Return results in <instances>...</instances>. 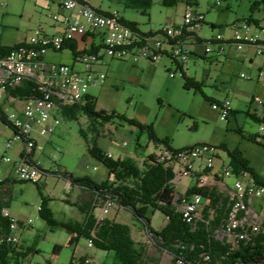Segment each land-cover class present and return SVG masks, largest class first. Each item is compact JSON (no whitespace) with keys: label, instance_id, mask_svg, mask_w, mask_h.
I'll return each mask as SVG.
<instances>
[{"label":"rangeland","instance_id":"rangeland-1","mask_svg":"<svg viewBox=\"0 0 264 264\" xmlns=\"http://www.w3.org/2000/svg\"><path fill=\"white\" fill-rule=\"evenodd\" d=\"M218 1L221 7L215 5V0H198L193 7H189L185 0H179L176 6L169 8L162 5V0H154L149 14L143 15L138 10L125 9L117 1L93 0V6L118 11L124 21L137 24L144 33H156L182 25L187 10L204 14V24L196 28L194 35L186 42L187 49L191 51L190 59L181 66L188 78L204 84L203 93L207 99L193 89H185L182 72L170 55H164L155 62L146 58L134 62L132 58L122 61L106 57L96 67L105 74V82L90 88L89 94L97 100L98 111L116 113L125 120L149 124L155 129L156 136L167 140L175 150L209 144L218 149L217 156L226 163L230 162V158L222 147L232 152L240 150L254 172L264 177V131L260 130L264 123H258L247 115L249 112L259 118L264 117V79L260 78V68L264 73V61L256 55L254 49L239 51L235 46L227 48L228 56L212 58L205 53L206 44H198L197 41V38L204 41L218 35L230 40L233 37V25L252 16L264 27V3L253 13L252 5L263 0ZM62 2L0 0V46L13 47L25 41L40 27L53 33L55 23L51 17ZM253 31L264 39V35L255 28ZM156 41L164 42L162 48L171 52L165 36L158 35ZM152 47L156 49V45ZM43 60L47 64L70 66L74 63V55L70 50L50 51L44 54ZM0 97V106L10 115L14 107L5 101L4 93L0 92ZM225 100L231 101V109L235 113L228 121L222 120L219 110L213 107ZM15 104L17 107L22 105L20 102ZM60 121L61 125L51 136L43 133L38 135L35 131L32 134L40 142L35 156V162L39 163L40 168L39 183L14 180L16 184L12 191L10 213L16 219L32 220L21 231V246L26 250H38V253L29 257L30 264H68L82 254L92 256L98 264H115L114 252L89 248L85 238L80 240L76 248H64L57 258H53L55 245H64L68 234L60 228L52 230L41 218L39 207L42 206V197L38 187L49 201V209L57 222H82L84 215L74 206L81 190L71 186L69 181L58 174L68 172L74 179L88 177L100 184L110 178V172L101 161L89 155V144L81 136V130L86 131L90 143L95 140L104 156L111 155L114 161L133 158L142 166L148 156L157 155L165 147L151 142L148 133H142L135 126L120 120L100 128L99 136L89 130L90 121L86 115L82 114L76 121L61 116ZM0 131V179H3L12 165L5 163V158H11L13 164L22 161L21 153L25 143L14 135L13 129L1 123ZM257 136L260 138L256 143L250 139ZM10 139H14V144L8 149L6 145ZM216 167H221V163L217 162ZM113 181L110 178V183ZM190 181L187 178L177 183L178 191L184 192ZM233 182V178L227 179V183ZM262 204L263 201L259 199L251 200V207L255 210L260 211L259 206ZM98 213L99 210H96ZM146 216L151 222V229L156 232L168 224V220L157 210H148ZM108 217L130 226L137 243L148 242L149 238L140 232L143 224L136 221L129 211L118 208ZM149 244L154 246L151 248L152 254L159 253L163 264H171L168 253L159 252L152 241Z\"/></svg>","mask_w":264,"mask_h":264},{"label":"built area","instance_id":"built-area-1","mask_svg":"<svg viewBox=\"0 0 264 264\" xmlns=\"http://www.w3.org/2000/svg\"><path fill=\"white\" fill-rule=\"evenodd\" d=\"M217 1L215 0V5L221 7ZM92 2L93 0H63L60 10L51 17L55 23V33L37 28L8 55L0 56V92L8 94V90L20 88L27 82L35 85V95L32 97L20 100L9 96L12 102L22 104L20 109L14 107L13 112L6 117L19 135L17 138H24L26 151L25 158L14 165L13 181L39 183V163L35 162V157L30 156L36 152L38 146L37 140L32 136L33 132L41 128L44 135L51 136L61 125L60 117L63 116L65 108L85 102L90 95V88L104 84L106 76L96 67L106 57L122 61L132 58L134 62L146 58L155 62L162 59L166 52L183 66L190 59L191 51L186 47L187 40H182L181 36L194 32L205 22L204 14L187 10L182 25L163 31L168 37L179 39L171 46L169 53L162 48L161 41H156V38H144L138 31L126 26L118 11L100 10L93 7ZM254 28L264 35V27L259 24L248 21L235 23L233 37L230 40L222 35L211 37L205 43V53L220 59L228 56L227 48L232 46L239 51L252 48L264 61V39L254 33ZM76 42L82 46L80 48L76 45L78 52L88 51L93 46L99 48L94 54L86 53L76 57L74 64L70 66L44 62L43 56L46 52H63L69 50L70 44ZM152 45H156V49ZM260 78L264 79L262 68ZM213 107L219 110L222 120L227 121L230 118L231 101L225 100ZM260 130L264 131V125H261ZM13 144L14 139H10L6 148H11ZM217 152L218 149L209 144H198L183 150H161L156 156L165 167L172 169L175 185L187 178L191 180L185 191H178L175 196L185 222L192 225V228L199 226L203 211L211 205L210 197L202 191L207 190L210 193L217 190L218 193L224 194V198L229 199V212L223 226L215 231V237L226 243L237 244L253 240L264 229V204L259 206L260 211L255 210L251 207V200L259 199L264 203V186L255 184L248 174L236 176L231 162L226 163L217 156ZM108 158H112L111 155H108ZM11 160L6 157L4 162L9 163ZM217 162L221 163V167H216ZM231 178L234 182L227 183V179ZM6 180L0 179V184ZM190 189L196 192L186 197ZM1 198L0 194V213L9 219V228L8 231L0 233V251L3 246L19 249L21 231L27 228L32 220L13 218L9 208H2L3 201L6 200L2 201ZM118 208L117 203L109 200L98 209L97 216L103 220ZM88 246L93 247L92 241H88ZM171 258L172 264H191L182 258ZM87 263L92 261L87 260Z\"/></svg>","mask_w":264,"mask_h":264},{"label":"trees","instance_id":"trees-1","mask_svg":"<svg viewBox=\"0 0 264 264\" xmlns=\"http://www.w3.org/2000/svg\"><path fill=\"white\" fill-rule=\"evenodd\" d=\"M121 3L125 9L138 10L143 15L149 14L153 6L154 0H109ZM189 7L197 5L198 0H185ZM179 0H162V5L172 8L178 4ZM262 2H255L251 10L254 13L260 9ZM123 19V18H122ZM246 21L260 25L259 21L254 19L253 16ZM123 23L133 30L138 31L144 38H157L158 35H163L168 40L170 46L174 45L179 39H172L164 34L163 31L156 33L141 32L137 24L132 22ZM213 29H216L213 26ZM194 35V32L186 33L181 36L182 40H188ZM198 44L206 43L207 40L197 38ZM164 44V42H162ZM0 46V56L8 55L14 47ZM99 48V47H98ZM98 48H91L85 52H78L76 43L70 44V51L76 57L86 53H96ZM165 55L168 54L165 52ZM176 62V61H175ZM177 63V62H176ZM178 64V63H177ZM182 78L185 82L186 90H195L196 93H203L204 84L197 82L195 79L188 78L183 71V68L178 64ZM9 96L16 99L23 100L27 97L35 95V85L25 83L22 87L17 89L8 90ZM97 100L92 98L91 95L87 96L86 101L79 105H74L65 108L63 116L70 120H78L82 114L86 115L90 121L89 130L99 136L100 128L114 120L126 122L138 128L142 133H148L149 139L156 145H164L165 149L175 150L171 147L167 140H161L156 135L155 129L149 124H142L135 120H125L119 114L112 113L106 114L104 111L96 109ZM215 105V104H214ZM235 114L232 111L233 115ZM6 113L0 106V123L10 127L14 131V135L19 136L15 131L13 125L7 120ZM258 123H264V117L259 118L256 114L247 113ZM229 120V119H228ZM227 120V121H228ZM240 134L242 132L239 130ZM81 136L89 144V155L104 164L110 172V178H113V183H110V178L106 182L96 183L88 177L74 179L73 175L65 172L60 173L58 176L69 181L71 186L81 190L78 202L74 204L76 208L84 215L82 222H57L54 218L52 211L49 209V201L43 197L41 188L40 195L42 197V206L39 207L41 218L52 229H63L67 232L68 237L64 245L54 247L52 257L57 258L64 248H76L82 238L86 241H92L93 247L102 252H114L115 264H160V258L146 257L147 251L144 247H138L134 241L132 228L128 225L118 223L115 219L105 218L99 219L96 210L103 207L109 200L117 203L120 209L129 211L133 218L142 223V228L150 232L154 245L160 250L159 252L171 255V257L182 258L185 262L191 264H264V229L257 234L253 240L237 243H226L215 237V231L220 229L227 217L228 198H224V194L218 193L213 190L210 193L205 190L203 194L211 199V205L203 211L202 221L199 226L192 228V225L184 221L180 214L179 202L175 200L178 194L176 185L173 183L175 178L172 169L165 167V164L158 161L156 155L148 156L142 166L133 158H126L123 160L114 161L108 156H104L103 152L98 149L95 140L90 143L88 134L85 130H81ZM24 143L23 137H20ZM257 137H251L252 141L257 142ZM188 148V147H187ZM185 148V149H187ZM227 151L230 158L231 168L236 176L250 175L255 184L264 186V177L257 175L249 162L245 160L240 153V150ZM25 149L21 153V158H25ZM31 158L35 157V151L32 153ZM13 180H6L0 184V194L2 196L3 207L9 208L12 201V191L14 190ZM196 190L190 189L186 193V197L194 195ZM153 209L162 213L168 220V224L159 232L151 229V222L146 214L148 210ZM1 210V208H0ZM9 219L2 216L0 213V233L8 231ZM38 253L34 248L27 250L21 246L19 249L12 248L11 246H3L0 251V264H30L29 257ZM87 260L92 261L89 264H96L92 256L84 254L79 258H73L68 264H88ZM50 264H52L50 262Z\"/></svg>","mask_w":264,"mask_h":264},{"label":"crops","instance_id":"crops-1","mask_svg":"<svg viewBox=\"0 0 264 264\" xmlns=\"http://www.w3.org/2000/svg\"><path fill=\"white\" fill-rule=\"evenodd\" d=\"M93 7H95V6H93ZM95 8H98V7H95ZM48 9L50 10L51 9V7L49 6L48 7ZM98 9H100V10H103L102 8H98ZM60 10V5H59V8H58V10L57 11H59ZM56 11V12H57ZM103 11H108V10H103ZM108 12H110V11H108ZM58 30H60V27H58ZM53 33H55V31L53 30ZM22 43V42H21ZM76 45L78 46V47H82L78 42H76ZM80 45V46H79ZM74 64V63H73ZM4 99H5V101L6 102H8L10 105H12L13 107H15V109H20V106L19 107H17L16 106V104H15V102H12L11 101V99L9 98V95L8 94H5L4 93ZM38 135H40L41 133H43V130L41 129V128H39V129H36V131H35ZM0 134H2V132L0 131ZM44 134V133H43ZM36 140H37V143H38V146H37V149H36V152H35V156H36V153H37V150L39 149V146H40V142H39V140L36 138V137H34ZM6 163V162H5ZM12 164L9 168H8V171H7V173H6V175H5V177L2 179V180H13L12 179V175H13V170H14V165H15V163L13 164V162H12V160H11V162H9L8 164ZM71 185V184H70ZM81 192V191H80ZM80 192H79V195H80ZM113 219V218H112ZM22 220H24V219H22ZM31 220V219H30ZM116 220V219H115ZM117 221V220H116ZM140 232L145 236V237H147V239L149 238V240H147L148 242V244L147 243H137L135 240V242L138 244V247H144V248H146V251H147V255H146V257L147 256H149L150 258H157V259H159L160 258V256H158V254L159 253H155V254H152L151 253V248H153L154 246H153V244L152 245H150L149 243H150V241H152L153 239H152V237H151V235H150V232H148L146 229H141L140 228ZM132 234H133V238H134V232H133V230H132ZM135 239V238H134ZM152 243H153V241H152ZM157 254V255H156ZM164 254H167V252H165ZM84 254H82L81 256H83ZM160 255V254H159ZM170 255V254H169ZM80 256V257H81ZM89 256V255H88ZM170 257H171V255H170ZM94 260H95V263L96 264H98L97 262H96V259L94 258ZM160 264H163L162 263V261H161V259H160ZM171 264H172V258H171Z\"/></svg>","mask_w":264,"mask_h":264}]
</instances>
